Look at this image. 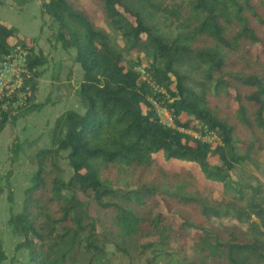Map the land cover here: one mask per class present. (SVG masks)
Listing matches in <instances>:
<instances>
[{"label": "trees", "instance_id": "16d2710c", "mask_svg": "<svg viewBox=\"0 0 264 264\" xmlns=\"http://www.w3.org/2000/svg\"><path fill=\"white\" fill-rule=\"evenodd\" d=\"M40 1L56 42L74 50L82 70V110L55 119L51 146L36 152L22 208L9 219L16 249L27 253L23 264H156L161 250L181 264H264V184L247 193L230 173L240 165L258 170L264 151V0H90L122 43L82 0ZM16 50L26 52L27 72L13 97H0V134L15 97L34 99L49 61L36 38L0 18V59ZM134 51L151 64L137 67L139 58L126 56ZM195 123L220 142L181 129ZM158 153L196 164L222 193L201 190L185 167L167 169ZM227 216L248 227L215 221ZM6 258L0 245V264Z\"/></svg>", "mask_w": 264, "mask_h": 264}, {"label": "rangeland", "instance_id": "374dc122", "mask_svg": "<svg viewBox=\"0 0 264 264\" xmlns=\"http://www.w3.org/2000/svg\"><path fill=\"white\" fill-rule=\"evenodd\" d=\"M82 1L94 16L96 22L107 30L112 39L122 43L119 33L104 20L100 9L90 0ZM40 4L41 1L35 3L34 0L25 2L21 0H0V18L2 20L8 18L14 23V26L18 25L29 31L39 28V38L36 40L37 48L47 53L49 58L48 63L41 68L42 76L39 78L34 99L31 101L25 97L21 99L18 95L17 98L15 97L16 102L12 104L13 118L7 122L0 134V187L2 189L0 193V245L7 255L2 264H23L27 259L25 250L16 249L20 237L12 232L9 219L12 214L20 212L22 208L24 192L31 185L32 175L37 169L36 152L41 148L51 146L55 115L66 108L82 110L76 93L82 70L80 65L74 61V50H59L58 45L60 44L54 38L56 24L49 15L42 13V7L39 12L38 6L40 7ZM28 5L30 6L27 8ZM38 13L42 15L39 27L36 25ZM35 26L36 28L33 29L32 27ZM16 28L18 27L16 26ZM45 37L47 41L44 40ZM255 51L260 52L261 50L256 47ZM11 54L18 59L20 52L17 50L11 52ZM126 56L132 61H135L138 57L140 62L136 64L137 67L151 64V59L144 53L134 51L127 53ZM261 57L264 60V55ZM126 61L128 62V60ZM14 93L13 95H15ZM13 95L8 97H13ZM215 102L219 103L223 111H226V105L221 99H216ZM38 104L40 109L30 110L32 105ZM235 105L236 103H234ZM157 108L161 119L165 121L167 117L166 109L160 106ZM232 121L236 122V119ZM235 124L236 131L241 137L249 139L251 134L240 124ZM181 129L193 136H198V139L200 137L207 139L205 133L207 126L195 123V128L186 129L181 127ZM216 142H220V139L210 143L215 144ZM257 155L260 160L258 170L248 165H240L230 172L232 181L238 183V187L245 189L247 193H250L251 187H254L257 183L264 184V151L259 150ZM15 156L17 157L16 160L13 159ZM65 156L66 153H63L60 161L65 169L64 177L68 179L72 175V169ZM156 157L169 170H179L182 167L189 169L197 177V183L201 190L210 187L213 188L217 196L222 193V184L206 180L196 164L174 159L168 161L164 159L162 153H158ZM215 221L227 225H237L245 229L248 227L247 223L239 222L232 216L216 219ZM156 264L181 263L176 256L171 255L166 250H161L157 254Z\"/></svg>", "mask_w": 264, "mask_h": 264}, {"label": "built area", "instance_id": "2783aa9c", "mask_svg": "<svg viewBox=\"0 0 264 264\" xmlns=\"http://www.w3.org/2000/svg\"><path fill=\"white\" fill-rule=\"evenodd\" d=\"M19 52L20 55L18 59L15 58L14 55H12L11 53L8 54L6 57L0 59V97L2 95H6V96L12 95L15 92V90L21 87L23 83L24 73L27 72L26 62H25L26 52L21 50H19ZM140 72H141V77L143 79H146L147 78L146 70L143 67H141ZM163 122L169 127H175L174 119L168 111H167L166 120ZM205 133L207 139L200 137V139H202L203 141L212 142L214 140L219 139L218 134L213 130L207 128ZM194 136L196 138L198 137L196 135Z\"/></svg>", "mask_w": 264, "mask_h": 264}, {"label": "crops", "instance_id": "0c3cea01", "mask_svg": "<svg viewBox=\"0 0 264 264\" xmlns=\"http://www.w3.org/2000/svg\"><path fill=\"white\" fill-rule=\"evenodd\" d=\"M35 1V3H37V2H39L40 0H34ZM30 5H28L27 6V8L29 7ZM38 10H39V12H40V10H41V4H40V7L38 6ZM37 15H39L38 16V19H37V21H36V25L39 27V22H40V20L42 19V15L40 14V13H38ZM45 15V14H44ZM3 20L6 22V23H8V24H11V25H13L14 26V23L13 22H11L10 21V19H8V18H6V19H4L3 18ZM18 28V31H19V33L21 34V35H23V36H25V37H28V38H36V40L39 38V28L38 29H36V30H34V31H29L28 29H26V28H23V27H21V26H18V25H16ZM15 26V27H16ZM33 29L34 28H36V26L35 27H32ZM31 28V29H32ZM45 41H47V39H46V37H45V39H44ZM58 47H59V50H63L62 48H60L61 46L60 45H58ZM82 72V71H81ZM81 78H82V76L80 77V80H81ZM80 83V82H79ZM78 87H79V85H78ZM67 109H70V108H66V109H64L63 111H65V110H67ZM63 111H60V112H57V114L55 115V117H54V121H55V119L63 112ZM52 113V112H51Z\"/></svg>", "mask_w": 264, "mask_h": 264}]
</instances>
